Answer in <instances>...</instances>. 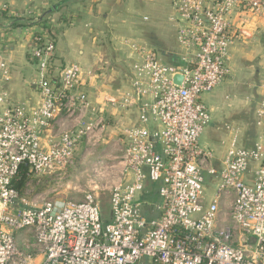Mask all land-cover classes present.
Instances as JSON below:
<instances>
[{"label":"built area","instance_id":"built-area-1","mask_svg":"<svg viewBox=\"0 0 264 264\" xmlns=\"http://www.w3.org/2000/svg\"><path fill=\"white\" fill-rule=\"evenodd\" d=\"M171 6L178 62L128 42L130 90L100 102L90 97L97 72L58 64L48 29L30 43L38 100L12 97L5 86L12 65L0 55V264H264V76L254 144L242 145L241 128L228 122L231 138L219 166L214 150L200 144L212 121L202 94L231 74L234 41H248L264 27V0H172ZM134 107L137 125L122 126L111 140L113 110ZM86 156L91 174L82 200L29 198L15 185L22 166L26 189L33 177L63 182ZM151 184L159 197L152 218L139 197ZM105 188L108 218L99 200Z\"/></svg>","mask_w":264,"mask_h":264},{"label":"crops","instance_id":"crops-1","mask_svg":"<svg viewBox=\"0 0 264 264\" xmlns=\"http://www.w3.org/2000/svg\"><path fill=\"white\" fill-rule=\"evenodd\" d=\"M171 2L0 0V55L11 63L13 69L6 88L17 101L39 99L30 43L37 32L48 29L56 37L58 64L77 63L99 75L93 79L90 89L94 102H100L107 94L121 95L130 90L132 77L133 59L128 42L145 43L164 60L178 62L177 56L172 54L179 47L176 27L169 21ZM230 55L231 74L209 96L213 98L209 103L213 115L206 130V147L214 150L217 166L231 138L224 123H234L241 128L239 142L242 145L250 147L257 140L255 110L260 99L259 83L264 76V27L256 29L248 41L237 38ZM209 97L207 101H210ZM113 112L109 116L108 136L111 140L117 139L122 126L138 123L136 107L127 113ZM153 188L151 191L146 189L139 196H157L143 201V213L150 218L159 215L154 208L159 197Z\"/></svg>","mask_w":264,"mask_h":264},{"label":"rangeland","instance_id":"rangeland-1","mask_svg":"<svg viewBox=\"0 0 264 264\" xmlns=\"http://www.w3.org/2000/svg\"><path fill=\"white\" fill-rule=\"evenodd\" d=\"M215 90L216 89H214L212 92L202 94V98L205 100L208 107L210 105L209 103H211V99H213V98H210L209 96ZM207 97L210 98V101H207ZM212 115H213V113H212ZM206 130H207V128H206ZM206 130L202 134L201 139H200V144L203 147L207 146L206 142H207L208 138L206 135ZM103 150H104V146L99 148V150H97V153L105 152ZM83 152H84V148L82 146L80 153H83ZM91 159H92L91 156H86L85 161H81V163H78L76 166L69 168L68 169L69 175L66 178V180H64L63 182L46 181V180L42 181V182H37L36 181L37 179L35 177H33L32 181L29 185V188L26 189L27 187H25L24 190L28 192L29 198H34L35 195H38V194H45L48 198L55 200V201H59V202H64L68 199L82 200L84 197V192L82 190L88 188V184L86 183V180H87L86 174L87 173L91 174V172H88L89 168H90L89 162ZM118 176H119V173H117L115 175V177H117V178H118ZM74 186H78L79 189H75ZM151 186L153 187L152 184H151ZM208 187H209L208 192L209 193L212 192L214 185L208 184ZM152 196L155 197L156 195H150V197H152ZM150 197H149V195H146V198H141V200L142 201L150 200ZM156 198H157V196H156ZM99 200L101 203L103 214L106 218H108L110 215V189L105 188V189L100 190L99 191Z\"/></svg>","mask_w":264,"mask_h":264},{"label":"trees","instance_id":"trees-1","mask_svg":"<svg viewBox=\"0 0 264 264\" xmlns=\"http://www.w3.org/2000/svg\"><path fill=\"white\" fill-rule=\"evenodd\" d=\"M29 176L27 174V167L22 166L21 171L18 175L17 181L15 182L16 187L18 188L19 192L23 194L25 192V187L27 182L29 181Z\"/></svg>","mask_w":264,"mask_h":264},{"label":"water","instance_id":"water-1","mask_svg":"<svg viewBox=\"0 0 264 264\" xmlns=\"http://www.w3.org/2000/svg\"><path fill=\"white\" fill-rule=\"evenodd\" d=\"M175 81H176L177 83H181V81H182V76L177 75V76L175 77Z\"/></svg>","mask_w":264,"mask_h":264}]
</instances>
